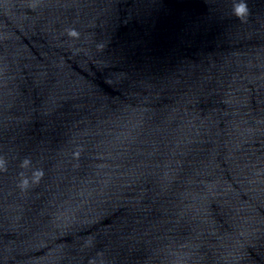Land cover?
Listing matches in <instances>:
<instances>
[{
    "label": "water",
    "instance_id": "1",
    "mask_svg": "<svg viewBox=\"0 0 264 264\" xmlns=\"http://www.w3.org/2000/svg\"><path fill=\"white\" fill-rule=\"evenodd\" d=\"M0 264H264V0H0Z\"/></svg>",
    "mask_w": 264,
    "mask_h": 264
}]
</instances>
